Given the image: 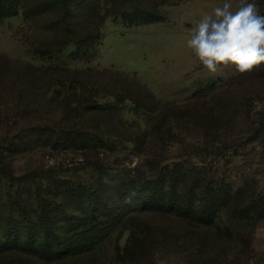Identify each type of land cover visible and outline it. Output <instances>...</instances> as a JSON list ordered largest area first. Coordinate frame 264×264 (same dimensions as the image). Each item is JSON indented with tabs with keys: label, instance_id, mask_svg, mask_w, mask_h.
<instances>
[{
	"label": "rangeland",
	"instance_id": "obj_1",
	"mask_svg": "<svg viewBox=\"0 0 264 264\" xmlns=\"http://www.w3.org/2000/svg\"><path fill=\"white\" fill-rule=\"evenodd\" d=\"M224 2L13 0L0 264H264V64L210 73L186 43ZM171 175L187 204L232 195L213 226L147 207V181Z\"/></svg>",
	"mask_w": 264,
	"mask_h": 264
},
{
	"label": "clouds",
	"instance_id": "obj_2",
	"mask_svg": "<svg viewBox=\"0 0 264 264\" xmlns=\"http://www.w3.org/2000/svg\"><path fill=\"white\" fill-rule=\"evenodd\" d=\"M187 47L210 73L231 66L237 74L264 64V15L248 0H225L191 27Z\"/></svg>",
	"mask_w": 264,
	"mask_h": 264
},
{
	"label": "trees",
	"instance_id": "obj_3",
	"mask_svg": "<svg viewBox=\"0 0 264 264\" xmlns=\"http://www.w3.org/2000/svg\"><path fill=\"white\" fill-rule=\"evenodd\" d=\"M16 14L17 8L13 4V0H0V20L13 17ZM132 16V22H134L135 24H137L138 22L151 23L156 21L155 19L151 18L150 15H147L145 11H136L132 14ZM169 178L171 179L164 180L163 178H157L152 181H147V190L149 192L147 207L149 209L157 212H178L181 213L182 216H185L191 220H195L200 224H203L205 226H213L222 209V206H225L232 199V195L230 193H227V196L225 195L226 199H224L225 197H223V192H213V195L211 197L212 201L210 199V205H203V203L196 205L195 201L193 200L189 201V203L187 204V193L181 194L176 188V184H178V181L182 179L177 180L178 177H176L175 175H171ZM173 180L176 182L175 184L171 182ZM171 188H176L174 191H176L177 193H172ZM223 201H225L226 204H223ZM49 221L50 220L48 218L44 221V223L42 222V227L44 228L46 233L51 232ZM40 247L42 248V244L40 245ZM52 251L55 252L56 250Z\"/></svg>",
	"mask_w": 264,
	"mask_h": 264
}]
</instances>
